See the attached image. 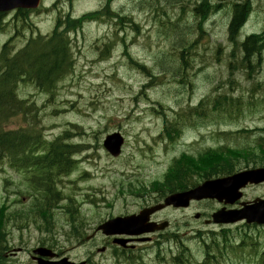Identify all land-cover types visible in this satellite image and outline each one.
Here are the masks:
<instances>
[{
	"label": "rangeland",
	"instance_id": "1",
	"mask_svg": "<svg viewBox=\"0 0 264 264\" xmlns=\"http://www.w3.org/2000/svg\"><path fill=\"white\" fill-rule=\"evenodd\" d=\"M105 1L44 0L41 12L32 13L28 18L9 13L10 31L5 32L3 39L15 33L18 49L24 45L23 32L29 27L47 33L58 16L70 13L79 17L95 12ZM201 1L114 0L112 8L126 14L131 22L126 20L116 25L108 17L100 18L86 22L72 33L76 63L73 71L58 84L53 97L40 92L32 83L19 84V96L39 106L37 127L49 139L69 132V141L82 147L73 156L76 160L73 169L59 183L64 199L54 210L52 235L42 233L39 224L20 219L10 224L9 221L7 264H36L31 252L42 241L54 243L61 256L88 260L89 264H177L173 257L183 249L188 259L185 264H203L206 244L213 238L218 240L217 236L224 230L237 251L229 247L220 255L214 253L217 256L214 264H264L261 254L264 227H249L244 223L208 225L204 217H194L196 213H211L220 208L223 204L217 201L193 202L189 208L171 207L159 212L155 217L169 220L170 228L150 234L153 238L149 241L134 242L136 250L129 251L130 259L128 255L118 258L111 238L95 231L111 217L138 213L146 202L156 203L161 198L158 193L151 190L152 194H146L140 188L163 179L172 160L181 153L198 156L215 147L221 139H229L236 146H253L256 138L264 135V51L250 54L256 66L253 70L246 68L247 63L242 62V39L237 32L232 39L239 37V42L236 46L230 44L227 13L215 10L217 13L210 14L208 23L201 26L194 12ZM211 2L227 9L226 0ZM53 3H56L55 10H47ZM148 6L153 10H142ZM159 16H164V20ZM263 29L264 13L256 7L243 34L259 33ZM122 35L127 39L126 47L120 41ZM107 47H111L110 53L102 56ZM127 52L145 68H138ZM229 54L233 56L231 59ZM219 94L240 98L238 102L244 106L262 108L245 107L243 115L232 121L211 108L205 109L204 117L192 115L202 100ZM166 121L178 130L173 141L163 134ZM22 123L16 120L11 126ZM245 127L250 130L242 132ZM238 130L240 133H236ZM113 131L122 132L126 138L119 158H113L103 145L106 135ZM254 152L261 154L256 149ZM249 163L260 166L264 160L248 163L241 160L238 165L245 167ZM25 177L7 162L0 165V206L8 204L12 216L32 205ZM196 180L202 181L199 177ZM256 197H264V184L249 186L242 200ZM69 207L78 216L75 225L79 230L69 222ZM77 230L84 233L83 238L74 235ZM172 233L177 239H166ZM245 236L249 246L244 248L246 252H240L239 244ZM254 242L260 244L252 247ZM104 246L108 249L102 252L100 249Z\"/></svg>",
	"mask_w": 264,
	"mask_h": 264
},
{
	"label": "trees",
	"instance_id": "2",
	"mask_svg": "<svg viewBox=\"0 0 264 264\" xmlns=\"http://www.w3.org/2000/svg\"><path fill=\"white\" fill-rule=\"evenodd\" d=\"M244 3L249 7L248 0ZM205 7V2H203L196 8L198 16L203 19L205 18ZM244 11L243 8L236 11L235 24L237 20L242 19ZM96 15V13H91L79 20L68 18L67 21H63L60 19L50 36H30L25 45L19 49H16L14 45V38H10L0 51V165L7 162L16 170L24 172L26 174L25 181L31 188L32 196H35L33 197L35 205L32 211H17L12 218L6 213L5 205L0 207V264H3L2 254L6 244L5 223L8 220L17 221L20 219L27 223L38 224L37 221L40 218L43 223H40L39 228L44 230L43 224H45L46 230L52 229L50 226L54 223L53 209L62 199L58 181L73 169L76 162L73 156L82 147V144H73L69 141L70 134L68 132L49 139L37 127L39 106L36 102L20 98L19 83H32L40 92L53 97L58 84L73 71L75 66L70 32L81 28L85 20L94 18ZM201 24L203 23L200 22ZM6 27L5 14L0 13V33ZM235 29L237 26H230L231 40H233V34L236 33ZM262 39L261 35L254 34L241 43L245 52L243 63H247L252 70L256 65L252 63L250 54H260ZM258 44L259 46H257ZM238 100L240 98L235 99L227 94H219L215 98L207 97L202 101L200 108H196L195 115L204 117L205 109L211 108L212 111L220 113V116L229 117V120L232 121L235 117L243 115L245 107L248 110L262 108L251 105L244 106ZM206 101L212 102V105H207ZM16 120L23 121V123L12 127L11 124ZM249 130L245 127L241 131L248 132ZM170 131L167 129L169 136H171ZM258 139H262V143L264 142L263 135H260ZM262 146H260V151L264 156V146ZM258 158L259 154L250 151L248 147L239 149L235 147L226 150L210 149L198 157L184 154L175 160L163 180H155L150 186H142L140 189L142 191L152 190L157 192L160 197H165L168 193L194 186L195 177L210 178L215 175L230 174L241 160L250 162ZM69 213V222L74 229H78V226L75 225L78 216L72 212L71 207H69ZM74 234H78V238L84 236L81 231H76ZM246 237H244L242 246L247 244ZM229 238L227 231L222 233L226 247H228ZM214 245L219 249L220 243L215 241ZM251 245L254 246V243ZM261 254L263 256L264 251Z\"/></svg>",
	"mask_w": 264,
	"mask_h": 264
},
{
	"label": "water",
	"instance_id": "3",
	"mask_svg": "<svg viewBox=\"0 0 264 264\" xmlns=\"http://www.w3.org/2000/svg\"><path fill=\"white\" fill-rule=\"evenodd\" d=\"M40 0H0V11H8L17 7L36 8ZM124 137L119 132L108 135L104 141L105 148L111 155L117 157L122 152ZM264 181V169L244 171L233 176L208 180L202 185L180 193H174L165 199L163 204L143 209L138 214H132L124 217H116L101 224L97 230L102 231L107 236L113 235H141L148 232L163 230L168 226V222L157 223L150 221V216L162 209L166 205L188 206L191 199L216 198L225 203H234L242 197L240 189L249 182L259 183ZM244 207L238 210H226L222 208L213 214V219L217 223H232L242 219L247 222L264 223V199H256L252 203L243 204ZM128 239L117 238L115 243L126 246ZM39 255L37 258L39 264H85L75 263L67 257L61 260H45L44 257H54L55 253L46 248L40 247L34 250Z\"/></svg>",
	"mask_w": 264,
	"mask_h": 264
},
{
	"label": "flooded vegetation",
	"instance_id": "4",
	"mask_svg": "<svg viewBox=\"0 0 264 264\" xmlns=\"http://www.w3.org/2000/svg\"><path fill=\"white\" fill-rule=\"evenodd\" d=\"M226 2H228V6H227V9H224L223 6H218V5L214 4V3H212L211 0H205V6H206L205 7V12H204L205 16L204 15L203 16L205 18H209L210 14L214 15L215 13L221 12V11L227 13V11H229V10H234V17H232V16L227 14V16H228V24L230 26H237V29H235V32L239 33L240 29L243 28L245 22L248 20V18L250 17V15L253 12V10L251 8V4L249 2V7H247L245 5V3H244L245 1L234 0V2H233V1L226 0ZM242 8L245 9L243 17H242V19L237 20V23L235 24L234 20H236V15H237L236 11L238 12ZM215 10L217 12H215ZM224 17L226 18V14H225ZM261 36L263 37V39H262V47H263L262 49L263 50L262 51H264V32H262ZM154 219H155V217H154Z\"/></svg>",
	"mask_w": 264,
	"mask_h": 264
},
{
	"label": "bare ground",
	"instance_id": "5",
	"mask_svg": "<svg viewBox=\"0 0 264 264\" xmlns=\"http://www.w3.org/2000/svg\"><path fill=\"white\" fill-rule=\"evenodd\" d=\"M202 15H204V14L202 13ZM207 15H208V14H207ZM241 30H242V28L240 29V31H241ZM240 31H239L238 35L240 34ZM238 38H239V37H238ZM238 38H237L236 40H233V42H234V43H237ZM238 42H239V40H238ZM257 46H259V44H258ZM257 46H256V47H257ZM262 48H263V47H260V49H261L260 52L263 50ZM241 53L243 54V58H244L245 52H244V50H243L242 47H241ZM253 66H254V65H253Z\"/></svg>",
	"mask_w": 264,
	"mask_h": 264
}]
</instances>
